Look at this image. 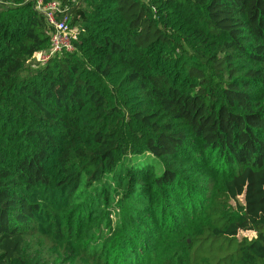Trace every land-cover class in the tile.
Returning a JSON list of instances; mask_svg holds the SVG:
<instances>
[{
  "label": "trees",
  "instance_id": "16d2710c",
  "mask_svg": "<svg viewBox=\"0 0 264 264\" xmlns=\"http://www.w3.org/2000/svg\"><path fill=\"white\" fill-rule=\"evenodd\" d=\"M59 1L33 67L0 0V264H264V0Z\"/></svg>",
  "mask_w": 264,
  "mask_h": 264
},
{
  "label": "built area",
  "instance_id": "2783aa9c",
  "mask_svg": "<svg viewBox=\"0 0 264 264\" xmlns=\"http://www.w3.org/2000/svg\"><path fill=\"white\" fill-rule=\"evenodd\" d=\"M35 2L37 10L45 16L51 28L50 47L45 51L36 52L31 59V63L33 62L34 65H43L56 53L73 51L75 48L74 40L77 35L71 28L69 17L65 16L67 7H65L61 1L35 0Z\"/></svg>",
  "mask_w": 264,
  "mask_h": 264
},
{
  "label": "rangeland",
  "instance_id": "374dc122",
  "mask_svg": "<svg viewBox=\"0 0 264 264\" xmlns=\"http://www.w3.org/2000/svg\"><path fill=\"white\" fill-rule=\"evenodd\" d=\"M32 65H33V67H37V66H40V65H34V63L32 62ZM242 200V199H241ZM255 235V233L254 232H245V233H241L240 234V238H242V237H244V236H249V237H252V236H254Z\"/></svg>",
  "mask_w": 264,
  "mask_h": 264
}]
</instances>
